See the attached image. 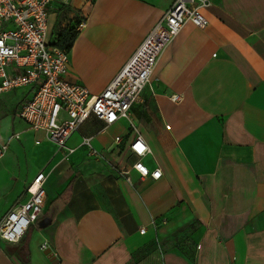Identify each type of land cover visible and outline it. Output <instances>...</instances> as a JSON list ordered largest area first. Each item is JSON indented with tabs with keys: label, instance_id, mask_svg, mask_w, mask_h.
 Wrapping results in <instances>:
<instances>
[{
	"label": "crops",
	"instance_id": "1",
	"mask_svg": "<svg viewBox=\"0 0 264 264\" xmlns=\"http://www.w3.org/2000/svg\"><path fill=\"white\" fill-rule=\"evenodd\" d=\"M209 1L207 28L185 25L131 111L153 151L144 164L163 171L158 181L142 179L132 163L119 167L122 147L133 162L127 121L104 130L91 117L68 141V155L18 117L31 88L0 97V146L12 144L0 158V221L27 200L41 171L50 178L64 166L23 239L0 242V264H264V0ZM174 2L55 5L52 34L84 17L68 80L102 93ZM175 94L183 100L173 102ZM90 137L107 167L68 181L64 161L90 157ZM45 146L50 152L40 153Z\"/></svg>",
	"mask_w": 264,
	"mask_h": 264
},
{
	"label": "built area",
	"instance_id": "2",
	"mask_svg": "<svg viewBox=\"0 0 264 264\" xmlns=\"http://www.w3.org/2000/svg\"><path fill=\"white\" fill-rule=\"evenodd\" d=\"M72 0H0V97L24 88L33 90L32 97L19 108L17 115L31 130L45 134L48 142L69 155L71 137L95 117L105 124L106 130L125 120L133 133L129 145L133 162L131 168L142 179L158 181L163 171H151L144 159L153 155L132 117L133 106L143 93L152 89L153 75L166 49L179 36L186 24L206 29L208 20L202 9L209 0H175L156 25L143 45L102 93L92 95L81 84L68 80L70 52L58 46L57 35L50 29V15L55 5L68 8ZM82 22L78 30L84 28ZM171 100L179 103L183 96L175 94ZM12 139H19L13 135ZM122 139H116L121 144ZM37 144H40L38 141ZM90 156L101 157L85 138ZM139 146V147H138ZM142 149V150H141ZM8 145L0 146V158ZM159 173L157 177L155 174ZM49 175L41 171L28 188L25 202H17L0 221V242L19 243L43 214L46 183ZM145 229L142 232L145 233Z\"/></svg>",
	"mask_w": 264,
	"mask_h": 264
},
{
	"label": "rangeland",
	"instance_id": "3",
	"mask_svg": "<svg viewBox=\"0 0 264 264\" xmlns=\"http://www.w3.org/2000/svg\"><path fill=\"white\" fill-rule=\"evenodd\" d=\"M78 20H84V17H78L76 22L74 24H72L73 26L78 25ZM71 25V26H72ZM56 30V35L59 34V32L61 31V29L58 27L55 28ZM117 131L119 132L118 126L111 128L109 130V133L106 135H102L100 138L101 139H105V138H109L110 136L114 135L115 133H117ZM13 143V142H12ZM12 144H10L9 146L11 147ZM8 146V147H9ZM38 151L41 153H49L50 150L48 149L47 146L45 147H39ZM67 155V154H66ZM118 161H119V167L124 166V165H131L132 161H131V157L129 155L128 152L125 151V148H121L120 150V154L118 156ZM78 162H75L73 160V156L68 157L66 159V161H64L67 164L66 167V173L68 174V181L70 179H72L73 177H76V180L78 179L79 181H82V177L84 175H87L89 171H92L93 169L98 170V171H102L105 170V168L107 167L106 164H104V161L102 159V157H93L90 156L88 157V155L83 154V156L80 158V160H77ZM64 168V166L58 167L56 168L51 177L48 179L47 183H46V188L49 187H55V183L56 180L58 179V174L60 173V171ZM98 171H95V173H98Z\"/></svg>",
	"mask_w": 264,
	"mask_h": 264
},
{
	"label": "trees",
	"instance_id": "4",
	"mask_svg": "<svg viewBox=\"0 0 264 264\" xmlns=\"http://www.w3.org/2000/svg\"><path fill=\"white\" fill-rule=\"evenodd\" d=\"M82 22H80L77 26H79ZM77 26L74 28H66L59 32L58 37V46L61 48L71 51L74 43L79 35V31L77 30Z\"/></svg>",
	"mask_w": 264,
	"mask_h": 264
},
{
	"label": "clouds",
	"instance_id": "5",
	"mask_svg": "<svg viewBox=\"0 0 264 264\" xmlns=\"http://www.w3.org/2000/svg\"><path fill=\"white\" fill-rule=\"evenodd\" d=\"M155 175L158 177L159 176V173H156Z\"/></svg>",
	"mask_w": 264,
	"mask_h": 264
},
{
	"label": "water",
	"instance_id": "6",
	"mask_svg": "<svg viewBox=\"0 0 264 264\" xmlns=\"http://www.w3.org/2000/svg\"><path fill=\"white\" fill-rule=\"evenodd\" d=\"M50 258H54L52 255H51V257Z\"/></svg>",
	"mask_w": 264,
	"mask_h": 264
},
{
	"label": "snow or ice",
	"instance_id": "7",
	"mask_svg": "<svg viewBox=\"0 0 264 264\" xmlns=\"http://www.w3.org/2000/svg\"><path fill=\"white\" fill-rule=\"evenodd\" d=\"M139 147V146H138ZM142 150V149H141Z\"/></svg>",
	"mask_w": 264,
	"mask_h": 264
}]
</instances>
